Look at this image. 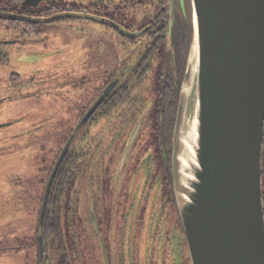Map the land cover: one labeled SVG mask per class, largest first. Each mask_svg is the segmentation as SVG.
<instances>
[{"label":"flooded vegetation","instance_id":"1","mask_svg":"<svg viewBox=\"0 0 264 264\" xmlns=\"http://www.w3.org/2000/svg\"><path fill=\"white\" fill-rule=\"evenodd\" d=\"M79 1L0 0V107L20 100L37 102L38 94L30 92L42 83L35 81L38 70L22 60L31 55L47 60L60 53L62 47L52 48L53 38L74 20L42 24L23 19L77 13L100 19L105 31L99 28L84 42L83 71L74 78L70 68L53 75L55 61L39 70L50 82L43 84L53 103V110L41 112H47L46 118L0 122V130L32 122L29 129L10 136L18 147L6 146L0 153L28 149L22 142L30 138L33 145L39 142L36 151L43 156L44 166L37 169L42 177L36 180L44 190L30 244L34 263L59 264L64 258L63 264H72L66 239L71 241L74 217L82 239L88 235V247L80 245L84 264H191L172 173L173 133L190 38L189 0ZM153 9L156 14L149 19L146 14ZM137 15L145 21L134 30L123 19L135 21ZM117 26L142 34L127 38ZM28 71L33 72L24 75ZM78 87L86 97L73 116L70 91ZM17 90L25 93L15 95ZM35 106L38 113L45 107ZM74 191L77 207L71 206ZM261 200L264 218V122ZM55 228L64 242L59 248Z\"/></svg>","mask_w":264,"mask_h":264},{"label":"water","instance_id":"2","mask_svg":"<svg viewBox=\"0 0 264 264\" xmlns=\"http://www.w3.org/2000/svg\"><path fill=\"white\" fill-rule=\"evenodd\" d=\"M189 5L192 40L173 133L172 173L190 261L264 264V0H189ZM61 18L101 21L77 13L23 20L47 24ZM116 29L127 38L142 34ZM192 120L196 136L189 154L184 142Z\"/></svg>","mask_w":264,"mask_h":264},{"label":"rangeland","instance_id":"3","mask_svg":"<svg viewBox=\"0 0 264 264\" xmlns=\"http://www.w3.org/2000/svg\"><path fill=\"white\" fill-rule=\"evenodd\" d=\"M89 1L90 0H82L79 1V4L86 5ZM59 2L60 4H63L64 2L77 3L78 0H59ZM155 14L156 11L154 9L149 10L146 17L151 19ZM137 16L138 17H135V21L129 19L123 20L128 21L135 30L145 21V18L142 16ZM68 24L69 27L67 30L62 33H57L53 38L52 48L62 47L63 50L61 49L60 53H52L54 56L47 60H44L41 56L36 57L34 55H31L28 60H22L24 64L26 63L27 65L28 63L33 66L35 71L38 70L34 75L35 81L42 83L39 86H32L31 89H34V91L30 92L31 94H38L37 98H35L37 102L34 103L32 100H20L19 102L11 103L10 106L0 107V122L7 119L13 120L19 117L26 118L27 116H41V112L44 111V109H47V107L50 108L49 110H53V103L49 104L48 95H46L47 90L44 87V85L47 87L50 82L48 79L44 80V78H42L44 73L39 71H42V67L45 66V64L55 61L54 63L58 66V69L56 68L57 70L53 75L62 74L63 71L70 68L72 71L71 77L74 78V73L80 74V72L83 71L81 69L82 67H80V62L82 59L86 58L83 52L87 51L88 48V46L84 45V42L88 41L89 36H91L93 32V34L96 35L98 29H103L104 27L98 22L88 21L86 19H74ZM121 52H123V50H121ZM31 72L33 71L25 72L24 75L27 74V76H30L29 73ZM42 88L44 90H41ZM23 93H25L23 90H17L14 92L15 95ZM84 95L85 94L83 91H80L79 87L75 92L70 91L71 98L69 101L73 104V116L77 114L80 106L83 104L86 97ZM35 104H38L39 107H45L39 108L38 113V108ZM46 116L47 112L41 117L46 118ZM74 121L75 118L73 119V124ZM31 123L32 122L30 121L25 124H13L14 126L11 125L12 127L7 130L1 129L0 152L2 150H7L6 146L12 147V145H16L15 147H18L16 140L10 139V136L17 134L23 129H29ZM46 142H49V140ZM22 143H26L27 145L25 147L29 148L23 150L20 149V151L14 149L9 150V152L0 153V264H36L34 263L33 250L30 248V244L32 243V237L34 236L33 231L37 223V209L38 206L40 207L41 193H43L44 190V188H41L40 185L37 184L36 180L39 174L40 178L42 177V173L40 171L38 173L37 169L41 170L44 166L42 159L43 156L36 151L39 142H36L33 145L32 140L26 138V141H23ZM185 145L187 147L186 141ZM75 198L76 192L74 191L72 193V207L79 206V202L74 201ZM75 235H77L76 237H79L81 242H84L88 247L86 241L88 239L87 234L84 233V239H82V231L80 233L78 230V233H75ZM72 258L74 259L72 264H84L83 259L79 257V255H77V257L72 256ZM87 259H90L89 256Z\"/></svg>","mask_w":264,"mask_h":264},{"label":"trees","instance_id":"4","mask_svg":"<svg viewBox=\"0 0 264 264\" xmlns=\"http://www.w3.org/2000/svg\"><path fill=\"white\" fill-rule=\"evenodd\" d=\"M189 26H190V38H189V43H188V53H187V58H188V54L190 51V46H191V40H192V26H191V11H190V17H189ZM184 49H187L186 46H184ZM187 61V59H186ZM186 66V65H185ZM75 218L72 217V236H71V241L70 238L66 239V244H71L72 247V256L77 257V255H79L80 257V245H81V239H79V237H76L77 235H75V233H78L79 230V226L77 227L76 224L74 223ZM59 230H54V235H55V243L57 248L62 247V243L63 240L59 237L58 235ZM78 241V242H77ZM90 254V253H89ZM74 259L72 258V261ZM64 263V258L60 259L59 264H63Z\"/></svg>","mask_w":264,"mask_h":264},{"label":"bare ground","instance_id":"5","mask_svg":"<svg viewBox=\"0 0 264 264\" xmlns=\"http://www.w3.org/2000/svg\"><path fill=\"white\" fill-rule=\"evenodd\" d=\"M191 122L192 123H190V128H189V131H188L190 133L188 134L187 137H185V141L187 143V147H186L185 142H184V147L187 150V152H189V154L192 153V146H191V144L194 143V139H195V136H196V132H195V122H194V120H192Z\"/></svg>","mask_w":264,"mask_h":264}]
</instances>
